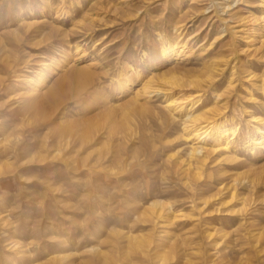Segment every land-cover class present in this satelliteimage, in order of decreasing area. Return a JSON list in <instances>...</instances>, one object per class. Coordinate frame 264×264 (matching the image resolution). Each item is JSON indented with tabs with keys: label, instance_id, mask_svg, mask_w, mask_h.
Wrapping results in <instances>:
<instances>
[{
	"label": "rangeland",
	"instance_id": "rangeland-1",
	"mask_svg": "<svg viewBox=\"0 0 264 264\" xmlns=\"http://www.w3.org/2000/svg\"><path fill=\"white\" fill-rule=\"evenodd\" d=\"M259 129L264 0H0V264H264Z\"/></svg>",
	"mask_w": 264,
	"mask_h": 264
},
{
	"label": "bare ground",
	"instance_id": "bare-ground-1",
	"mask_svg": "<svg viewBox=\"0 0 264 264\" xmlns=\"http://www.w3.org/2000/svg\"><path fill=\"white\" fill-rule=\"evenodd\" d=\"M153 92H161V90L158 89V88H154V89H152L150 91V93H153ZM165 93L169 94V92H165ZM172 103H174V105H175V106H172V107H175V109H180V110L183 108V105H184L183 102H180V101L179 102H175V100H172L171 104ZM190 104H191V102H190ZM193 105L194 104H192L191 107ZM188 118H189V125L186 126V129H187V131H190V134H189L190 139H193V141L196 142L197 144H199L202 140L210 137L209 136L210 132L212 130L216 129V127H217L212 122H206L205 124L199 123V121L201 119L197 115H194L193 113H190V112L188 113ZM258 131H259V134H261V136L263 137L264 136V129H259ZM205 133H207V134H205ZM206 151L209 152L208 150H206ZM190 154H191V156H193V157L197 158L198 160L202 161V163L205 161V158H206V155H207V154H205L203 149H201L200 146H198V145H194V146L191 147ZM165 210H166L165 208H164V210L162 209V211H165ZM157 214L160 215L161 211L157 212ZM231 218L228 217V219H231Z\"/></svg>",
	"mask_w": 264,
	"mask_h": 264
}]
</instances>
